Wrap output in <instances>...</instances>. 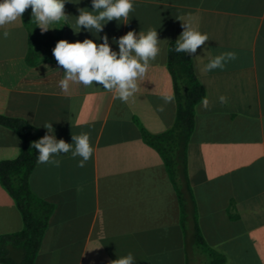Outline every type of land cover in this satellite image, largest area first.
Listing matches in <instances>:
<instances>
[{
    "label": "crops",
    "instance_id": "1",
    "mask_svg": "<svg viewBox=\"0 0 264 264\" xmlns=\"http://www.w3.org/2000/svg\"><path fill=\"white\" fill-rule=\"evenodd\" d=\"M133 2L127 23L108 21L95 33L76 28L80 9L92 11V0H66L60 27L70 43L100 44L106 35L117 53L127 32L157 30L160 54L127 102L95 84L70 83L63 92L61 66L50 60L27 64L22 17L0 28V115L24 119L43 136V126L52 123L56 139L73 143V150L72 136L88 133L93 148L83 167L69 151L54 157L59 167L34 168L32 191L55 207L34 264H110L128 253L135 264H192L195 220L225 264H264V0ZM184 22L209 37L189 55L210 102L208 109L201 101L196 105L188 145L187 230L162 159L142 135L163 133L174 122L176 101L164 104L161 97L174 95L167 52ZM227 51L238 58L223 70L201 72L209 56ZM21 147L18 134L0 125V161L14 159ZM22 227L0 185V235Z\"/></svg>",
    "mask_w": 264,
    "mask_h": 264
},
{
    "label": "clouds",
    "instance_id": "2",
    "mask_svg": "<svg viewBox=\"0 0 264 264\" xmlns=\"http://www.w3.org/2000/svg\"><path fill=\"white\" fill-rule=\"evenodd\" d=\"M65 3L66 0H0V28L21 19L30 7L32 20L42 33L47 32L53 29L51 25L54 23L67 19L64 11ZM92 9V11L80 9L76 19V28L79 31L84 28L90 32L100 33L104 23L108 21L122 20L127 23L130 14L135 10L133 0H92ZM9 35V31L3 32L5 39ZM102 39L103 43L100 44L92 39L72 43L67 40L57 42L53 56L64 70V77L59 81V86L63 92H68L70 83L82 84L85 87L95 84L113 93L121 102H127L138 91V81L145 77L151 63L160 54L158 32L154 28H149L146 32L141 31L139 34L134 31L127 32L117 41L118 53L112 50L106 35ZM208 40L206 33L202 34L196 26L184 22V31L173 50L177 53L195 54L197 49L205 45ZM237 58V54L232 51L209 56L208 63L203 66L201 72L223 70L229 62ZM161 99L164 104H169L174 102L175 96L164 94ZM219 100L221 104L227 103L225 96H220ZM201 106L204 109L209 108L210 102L206 97L202 98ZM43 127L47 129V133L31 145L38 150V163L59 167L60 161L54 157L71 151L73 158L81 157L78 166L83 167L92 156L93 148L88 133L72 136L75 145L73 150V143L56 139L52 123H46ZM135 262L134 255L128 253L110 261V264H135Z\"/></svg>",
    "mask_w": 264,
    "mask_h": 264
},
{
    "label": "trees",
    "instance_id": "3",
    "mask_svg": "<svg viewBox=\"0 0 264 264\" xmlns=\"http://www.w3.org/2000/svg\"><path fill=\"white\" fill-rule=\"evenodd\" d=\"M22 23L28 37L27 64L35 66L42 60L57 63L53 49L62 40V22L54 23L51 25L53 29L42 33L32 20L29 7L22 15ZM175 43H170L167 52V65L176 101L174 122L163 133L150 134L142 130V135L146 144L154 148L162 159L176 190L182 224L187 230L186 197L192 195L188 177V145L194 131L195 107L205 98L206 92L197 78L192 58L189 54L175 52ZM0 125L14 131L22 140L17 157L0 161V185L14 201L23 222L20 231L0 235V264H34L55 209L53 204L38 197L30 186L31 174L38 164V150L31 145L43 135L38 128L21 118L0 115ZM192 202L195 203L193 199ZM192 239L195 246L208 253V264H225L224 257L206 243L196 220Z\"/></svg>",
    "mask_w": 264,
    "mask_h": 264
},
{
    "label": "rangeland",
    "instance_id": "4",
    "mask_svg": "<svg viewBox=\"0 0 264 264\" xmlns=\"http://www.w3.org/2000/svg\"><path fill=\"white\" fill-rule=\"evenodd\" d=\"M189 255L192 264H198V260H200L201 264H208L210 260L208 253L203 248L195 246L194 243H192V247L189 249Z\"/></svg>",
    "mask_w": 264,
    "mask_h": 264
}]
</instances>
